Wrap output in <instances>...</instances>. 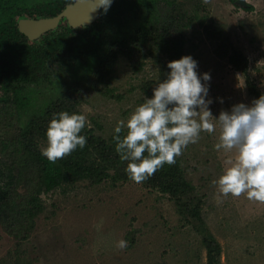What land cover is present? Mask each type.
I'll use <instances>...</instances> for the list:
<instances>
[{
    "label": "rangeland",
    "instance_id": "374dc122",
    "mask_svg": "<svg viewBox=\"0 0 264 264\" xmlns=\"http://www.w3.org/2000/svg\"><path fill=\"white\" fill-rule=\"evenodd\" d=\"M244 1L250 11L229 0H114L91 25L72 28L62 20L29 40L40 46L48 39L54 48L35 79L7 80L0 87V200L12 190L10 172L22 159L30 161L22 134L32 131L41 152L45 121L63 106L86 115L85 129L95 139L114 135L116 122L150 97L167 70L169 59L150 39L164 27L183 37L198 74L211 73L214 117L264 94V0ZM35 4L29 0L27 6ZM201 23L215 28L219 38H208ZM133 38L141 41L130 44V55L118 51L119 41ZM232 52L244 57L243 70L228 62ZM104 58L110 67L101 79L95 73H101ZM218 135V126L215 133L202 132L176 157L188 193L171 200L145 180L65 181L42 195L43 212L0 225V264H208V243L216 264H264V203L244 194L224 197L212 184L236 160L235 149L214 148ZM13 138L16 152L8 156ZM121 239L128 242L123 249L117 247Z\"/></svg>",
    "mask_w": 264,
    "mask_h": 264
},
{
    "label": "clouds",
    "instance_id": "9594fccd",
    "mask_svg": "<svg viewBox=\"0 0 264 264\" xmlns=\"http://www.w3.org/2000/svg\"><path fill=\"white\" fill-rule=\"evenodd\" d=\"M114 0H94L92 13L106 14ZM91 19V18H90ZM163 80L159 78L151 97L125 118L116 122L112 137L121 161L127 162L125 172L130 180L141 183L164 164L175 163L189 144H195L202 132L209 134L219 128L216 150L236 151L232 166L212 181L224 197L242 194L252 201L264 203V94L250 104L243 102L221 110L214 117L209 96L211 73L198 74V62L191 55L169 61ZM158 70V69H157ZM159 71V70H158ZM223 104V98H217ZM90 126L86 115L78 112L52 113L41 155L50 162L83 148L87 137L82 130ZM126 240L117 247H127Z\"/></svg>",
    "mask_w": 264,
    "mask_h": 264
},
{
    "label": "trees",
    "instance_id": "16d2710c",
    "mask_svg": "<svg viewBox=\"0 0 264 264\" xmlns=\"http://www.w3.org/2000/svg\"><path fill=\"white\" fill-rule=\"evenodd\" d=\"M48 0L42 8L43 12H37L40 17H54L61 10L54 4L51 5ZM232 4H236V0H229ZM29 0H0V79L12 81H26L36 77L35 72L39 70L46 60L49 58L50 48H54L52 43L45 39V42L36 46L29 45L25 41V37L20 34L16 15H21L22 9L27 7ZM252 8L248 6L246 11ZM31 15V14H29ZM205 35L213 40H217L220 36L219 32L213 27L203 26ZM155 44L156 50H160L169 61L177 60L185 55L183 37H176L170 32L168 27H164L159 32H155L150 38ZM59 40L58 42H60ZM133 41L140 42L141 39L133 38L131 42L119 41L118 51L124 55H130L128 50L131 49L130 44ZM137 45H139L137 43ZM127 49V51H126ZM113 59H115L113 55ZM228 62L236 70H243L246 61L242 55L232 52L228 57ZM107 58L102 60V71L99 78L103 79L108 73L109 63ZM165 68V67H164ZM162 70V69H161ZM168 69L166 70V72ZM166 72L161 71L160 79L163 80ZM100 82L99 80H97ZM151 97L152 92L148 93ZM61 111H67L63 106ZM46 126L48 121H45ZM82 135L87 137V143L83 148L77 147L76 150L63 158L50 162L41 152L34 147V136L32 131L23 133L21 143L25 150L28 151L30 161L22 159L15 166V170L10 172L8 187L12 186V190L0 200V225L7 226L11 221L20 216H27L33 211L40 214L44 210L42 195L48 194L59 188L65 181H91L93 184L109 183L113 184L117 180L128 179L125 172L126 163L121 161L119 155L115 151V144L112 137L108 141L95 139L92 131L83 129ZM19 144V142H18ZM2 146V142H1ZM14 147V149L12 147ZM11 146H8L5 154L13 156L16 152V143L14 138L11 140ZM5 146L2 148L4 149ZM30 165L28 168L27 166ZM166 166V167H165ZM111 173H113L111 175ZM145 182L152 187L153 190L162 195H167L170 200L175 194L180 193L186 195V183L183 179L181 171L178 168L177 159L175 163L164 164L153 175L148 177ZM19 188L23 191L18 192ZM38 207V210H34ZM26 214V215H25ZM207 247L208 264H216V260L212 256V248L210 243Z\"/></svg>",
    "mask_w": 264,
    "mask_h": 264
},
{
    "label": "water",
    "instance_id": "95a60500",
    "mask_svg": "<svg viewBox=\"0 0 264 264\" xmlns=\"http://www.w3.org/2000/svg\"><path fill=\"white\" fill-rule=\"evenodd\" d=\"M236 4L240 5L243 8L248 7L244 0H236ZM93 7L94 0H78L73 5L68 6L60 15L55 18L41 19L37 22L21 21L19 24L20 31L28 38L33 39L40 33L55 28L61 18L67 19L69 25L73 27L78 26L80 24L87 25L91 23L98 14L99 10L93 13L91 12ZM27 24H35L36 26L34 27V29H32L30 26H27Z\"/></svg>",
    "mask_w": 264,
    "mask_h": 264
},
{
    "label": "flooded vegetation",
    "instance_id": "af4514ba",
    "mask_svg": "<svg viewBox=\"0 0 264 264\" xmlns=\"http://www.w3.org/2000/svg\"><path fill=\"white\" fill-rule=\"evenodd\" d=\"M47 1L48 0H42V1L41 0H36V4H35V6L33 8H28V6L27 7L25 6V8H23L21 10L22 13L20 15V17H21L20 20H17V18H19L18 15L15 16V21L17 23L18 30H19L20 34L25 37V41H26L27 44H29V42H28L29 40L39 39L42 35L51 32L56 27L55 28H52V29H49V30H47V31H45L43 33H40L39 35H37L33 39H30L26 35H24L23 33H21L20 26H19V24H20L21 21H25V22H37V21H39L41 19H51V18H55L58 15H60L68 6L73 5L78 0H53V1H51L50 4L51 5L54 4L56 7H59V9L61 11L56 16H54V17H40V16H38L37 12H43L44 11V10H42V8L45 6V4H47L46 3ZM84 1H90V0H84ZM114 5H115V2H113V4L111 5V7H110V9L108 11H110L113 8ZM101 12H102V10H99L97 16L93 19V21L91 23L87 24V25L80 24L78 26L73 27V26H70L69 25L67 19H65V18H61L60 21L65 20L66 23L70 27H72V28H83V27H86V26L91 25L92 23H94L99 18V15L101 14ZM29 14H31V15H29ZM27 26H30V25L27 24ZM31 45H32V43H31ZM1 81H4V80H1L0 79V87L4 86V83H1ZM5 82H7V80Z\"/></svg>",
    "mask_w": 264,
    "mask_h": 264
},
{
    "label": "bare ground",
    "instance_id": "6f19581e",
    "mask_svg": "<svg viewBox=\"0 0 264 264\" xmlns=\"http://www.w3.org/2000/svg\"><path fill=\"white\" fill-rule=\"evenodd\" d=\"M36 24V23H35ZM33 25V24H28V25H30V27L32 28V29H34V27L36 26V25Z\"/></svg>",
    "mask_w": 264,
    "mask_h": 264
}]
</instances>
